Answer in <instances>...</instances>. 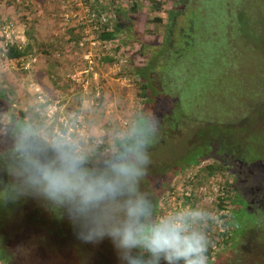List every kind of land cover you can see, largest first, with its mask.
Wrapping results in <instances>:
<instances>
[{
	"label": "rangeland",
	"instance_id": "374dc122",
	"mask_svg": "<svg viewBox=\"0 0 264 264\" xmlns=\"http://www.w3.org/2000/svg\"><path fill=\"white\" fill-rule=\"evenodd\" d=\"M121 1L125 0H0V26L5 20L12 24V33L8 37L0 32V90L10 102L8 111L0 116V124L5 131L10 129L19 114L23 113L24 119L46 140L50 138L52 132L57 136L70 133L67 131L69 126L72 129L69 137L75 140V129L84 125L83 137L86 138L87 134H91L95 129L99 134L96 136L91 134L89 135L91 137L86 138L85 151L92 150L94 141L99 139L109 148L108 151L115 149L113 142L115 134L120 136L128 134L133 125L132 121L139 115L141 89L139 80L132 74V66L139 64V59L133 57L129 65L122 56L114 54L113 58L117 61L106 63L102 57L112 55V52L106 43L94 42L97 38L92 24L87 22L85 10L101 13L107 21V15L112 12L111 3ZM137 1L141 13L130 15L131 19H135L136 29L143 32L145 38L152 39L155 35L158 39L161 34L160 24L150 20L154 17H163L164 10L172 7L174 0H157L159 5L157 10L152 8L150 0ZM201 1L176 0L173 6L182 11L192 4L196 9L201 8L202 12L207 6H211L210 13L205 15L211 17L220 14L219 11L213 10V5L200 7ZM224 3L225 1L221 0L219 9L223 8ZM233 3L235 2H230L231 5ZM212 4H216L217 8V2ZM243 4L244 0H239L237 5L242 10L246 9L241 30L247 33V42L239 43L235 37H230V33L233 36L234 28L224 29L227 37L225 41L205 42L202 38L198 41L202 47L208 45L222 48L221 44L225 42L229 44V47L225 48V53H222L224 58H221V62L226 64H217L214 69L220 83H215V90L209 91L206 98L202 99V103L190 111L191 122H185L175 135L166 138V142L158 145L157 149L147 151L151 162L146 166L144 175L148 183L146 184L144 178L140 177L139 191L153 203L154 197L157 196L156 193H152L153 188L156 192L165 190L167 184L174 188L173 193H167L166 197L156 201L157 217L169 214L170 211L172 213L173 207L177 210L190 207L188 204L180 203L182 202L180 196L183 193L182 180L192 174L197 176L193 178L197 183L194 189L198 196L194 208L211 211L213 201L220 194L214 180L218 183L221 179L219 176L215 179V173L212 176H205L203 166L210 161L214 162V157L209 154L191 167L192 169L187 168L178 173L175 172L177 162L180 158L185 159L188 154H195L187 153L192 147L190 143L196 144L199 141L194 140L189 131L205 125V119H209L214 125L232 122L233 113L238 108L239 110L242 108L246 113L244 104L248 105L247 109L255 104L259 106H255L256 110L246 116L243 112L240 113V117L243 116V123L237 121L236 134L227 136L231 144V149L229 148L231 152L228 149L227 152L235 161L233 168L240 169L242 182L238 180V188L246 194L250 191L260 195L257 206L264 210V203L260 201H264V0H250L249 3ZM97 25L100 23L95 27ZM207 27L211 29L209 32L216 34V30L211 28L212 23ZM71 28L80 36L75 37L76 39L67 45L68 39L64 32ZM149 28H153L154 31L151 33ZM221 31L223 32L222 29ZM5 40L28 41L30 45L28 55L19 58L18 61H8L3 52ZM134 40L136 47L130 46L131 50H135L139 43L138 39ZM48 43L51 44L47 45ZM213 61L214 59L211 60ZM187 66L189 68V65ZM206 66H211L210 61ZM57 69L61 71H56ZM82 70L84 73L81 74L79 81L67 77L73 71ZM209 72L211 75L215 73L211 70ZM153 98L157 101L153 106L155 110L159 101L157 97ZM259 100L262 103H259ZM164 109L165 106H162L158 110ZM50 110L53 112L52 119L47 117ZM86 125L89 126V131ZM100 129L105 134L100 135L101 132L98 131ZM75 142L78 145L75 147L78 153L81 142ZM49 143L52 144L53 140ZM212 147L215 149L217 144L212 143ZM85 151L84 158L88 156ZM241 156L246 164L240 162L239 159H243ZM257 159H261L262 165L254 168L250 166ZM239 164L243 167H239ZM228 176L230 179V175ZM165 201L170 204L165 205ZM258 216L259 219L256 217L249 225L247 224L244 233L242 230L234 232L235 237L239 235L234 245L231 241L219 245L216 250L223 252L224 256L212 264H264V214ZM19 221L13 225H6L5 228L11 243L9 249H5V252L11 253L10 264H121L109 239L97 243L82 242L77 238L76 230L70 221L60 225L58 230L57 227L46 230L44 228L46 224L39 228L38 221L34 224H27L23 219ZM23 230L24 236L18 238L19 245H13L17 234ZM228 232L231 233L232 229L230 228ZM211 262L209 259L208 264Z\"/></svg>",
	"mask_w": 264,
	"mask_h": 264
},
{
	"label": "trees",
	"instance_id": "16d2710c",
	"mask_svg": "<svg viewBox=\"0 0 264 264\" xmlns=\"http://www.w3.org/2000/svg\"><path fill=\"white\" fill-rule=\"evenodd\" d=\"M175 1L172 2V7L164 10L163 17H154L152 20L149 18L150 22L160 24L161 34L158 39L155 35L152 39L143 37V32L136 29L135 19L130 18L131 14L141 13L138 8L139 1L137 0L111 3L112 12L107 15L106 23L101 25L98 31H94L99 42L106 43L112 52V55L102 57L106 63L111 64L117 61L113 58L114 54H118V57L122 56L129 65L132 63L133 57L139 59V64L132 66V74L135 75V79L139 80L138 84L141 92L139 94V115L132 121L133 125L128 134L121 136L115 134L113 139L115 149L113 151H108L109 148L100 139L94 141L92 150L85 151L87 140L75 136V141L81 142L78 154L84 156L85 151L88 155L84 158L85 167L88 170H105L106 161L123 143L129 142L128 138L133 129L141 127L144 123V117L150 110H153V106L157 103L153 98L154 96L159 101L154 110L159 117V128L157 134L150 138V146L147 151L157 149L158 145L166 142V138L175 135L179 128L185 125V122H191L190 111L197 107L199 103H202V99L206 98L209 91L215 90V83H220L214 69L217 64H226L223 61L221 62V58H224L222 53H225V48L229 47L227 42L221 44L222 48L208 45L202 47L198 42L201 41V38L205 42L209 40L222 42L227 39L224 29L234 28L233 36L230 33V37H235L239 43L247 42L248 35L241 30L246 9L242 10L237 5L239 0H224L223 8L220 9L221 0L216 1L217 8L215 7L216 4H212L216 3L214 0L213 2L212 0H202L200 7L209 4L214 6L213 10L220 12V14L211 15V17L205 15L210 13L211 6H207L202 12L201 8L196 9L191 4L181 11L173 6ZM249 1L244 0V4L249 3ZM230 2L235 3L231 5ZM150 3L153 9H159L157 0H150ZM209 23H212L213 27L211 28L214 31L216 30V34L209 32L211 30L207 27ZM80 28L77 27L78 30ZM149 29L151 33L154 31L153 28ZM71 30L68 31L69 34L72 33ZM134 39H138L139 43L137 48H134L135 50H131L130 46L134 47L136 45ZM27 42L22 40L8 42L4 49L5 56L17 61L19 58L27 56L30 48ZM131 52L133 53L131 54ZM213 59L214 61L211 62ZM208 61L211 63L210 67L206 66ZM187 65H189V68ZM209 70L215 72L214 75H211ZM253 94L255 95L256 92H253ZM259 103H262V101L259 100ZM9 104L6 95L0 90V116L8 111ZM162 106H165V109L158 110ZM247 106L246 104L243 106L246 113L242 111V108L234 111L233 120L229 119L232 122L214 125L209 119H205V125L194 131H189L193 139L199 141L196 144L191 142L192 147L187 153L193 152L195 154H188L185 159L180 158L175 169V172L178 173L184 169L193 168L199 160L209 154L214 157V162L210 161L203 166L205 176H212L215 173V179L217 176L221 179L218 183L214 180L215 187L220 191V194L213 201L214 204L210 211L216 219L210 220L207 227V231L210 232L208 234L210 245L207 252L208 261L209 259L212 261L210 264L223 258V252L216 250L221 243L225 244L231 241L234 245L239 237V235L235 237L234 232L242 230V233H244L245 227L254 221V218L258 217L259 219L258 215L264 214V210L257 206L259 204L257 199L260 195L250 191L246 194L238 188L237 182L238 180L241 181L240 169L233 168L235 161L229 157L232 156L229 154L231 144L228 142L227 136L236 134L238 129L236 122L243 121V116L240 117V113L243 112L246 116V114L248 115L256 110L255 106L259 105L249 106L248 109ZM19 115L11 128L6 131L0 124V263L5 264H10L11 260V253L5 252V249H9L8 246L11 244L9 235L5 232L6 225H13V223L23 219V221L26 220L27 224H34L38 221L39 228H43L41 225L46 224L44 227L46 230L55 227L58 230L60 225H64L69 221L65 206L44 198L38 193L36 187L29 182L30 171L36 160L51 162L53 159L52 144L49 141L53 140L54 142L57 138H63L52 132L50 138L46 140L38 134L37 150H23L20 132L25 125L30 124L24 119L23 113ZM188 129L190 130V128ZM66 143L73 145L71 142ZM212 143L217 144L215 149L212 147ZM201 147H203L202 150ZM227 149L229 152H227ZM239 160H241V163L246 164L244 158ZM259 165H262L261 159L255 160L253 165L250 166L254 168L259 167ZM238 166L243 167L240 164ZM228 175L232 180L228 179ZM142 177L147 184L148 180L145 175ZM195 177L197 176L192 174V176L182 180L183 193L180 196L182 201L180 203L188 204L193 208L198 200L194 189L197 184L195 183L196 180L193 179ZM153 191L152 193L157 194L152 203L153 216L157 217L158 207L156 201L166 197L167 193H173L174 188L169 187L167 184L162 192H156L155 188H153ZM240 200L242 203H239ZM260 201L264 203L263 200ZM164 203L165 205L170 204L168 201ZM172 209V212L177 211L176 207ZM230 228L232 229L231 233L228 232ZM21 236H24V230L17 234V239L13 245H19L20 240L18 238Z\"/></svg>",
	"mask_w": 264,
	"mask_h": 264
},
{
	"label": "clouds",
	"instance_id": "9594fccd",
	"mask_svg": "<svg viewBox=\"0 0 264 264\" xmlns=\"http://www.w3.org/2000/svg\"><path fill=\"white\" fill-rule=\"evenodd\" d=\"M158 128L159 117L150 110L103 171L88 170L75 147L57 138L53 159L36 160L29 182L44 198L66 207L82 242L109 239L121 264H208L212 213L189 207L154 217L151 200L139 191V178L151 162L150 138ZM20 138L23 150H37L38 134L31 125L21 129Z\"/></svg>",
	"mask_w": 264,
	"mask_h": 264
},
{
	"label": "built area",
	"instance_id": "2783aa9c",
	"mask_svg": "<svg viewBox=\"0 0 264 264\" xmlns=\"http://www.w3.org/2000/svg\"><path fill=\"white\" fill-rule=\"evenodd\" d=\"M85 16L87 17V22L91 23L92 28L94 29V31H98L100 28V25H104L106 22L105 17L103 16V14H98V13H94V12H90L88 9L85 10ZM100 23V25H97L95 27L96 24ZM0 32H2L4 34L5 37H8V35H10L12 33V24L9 21H6L0 26ZM8 42H10V40H5L3 43V47L6 46V44H8ZM19 47V46H18ZM5 49V48H4ZM3 49V52L5 54V50ZM1 56H4L3 54H1ZM8 61H11L12 59L7 58ZM121 61V60H119ZM84 73V70L82 71H78V72H71L70 74L67 75L68 78H71L72 80H76L79 81L81 79V74ZM52 115L53 112L52 110H50L47 114L48 118L52 119ZM123 124H125V122H123ZM64 127V124H62ZM75 127L77 126V124L74 125ZM80 126V125H79ZM83 127L84 125L80 126L79 129H75L76 132V136L80 139H84L85 137H83ZM67 131L70 133L64 134V135H60L61 138L64 139L65 142H71L75 147H77V143L75 142V140H73L72 138L69 137V135L72 132V129L70 128V126L67 128ZM65 133V132H64Z\"/></svg>",
	"mask_w": 264,
	"mask_h": 264
},
{
	"label": "crops",
	"instance_id": "0c3cea01",
	"mask_svg": "<svg viewBox=\"0 0 264 264\" xmlns=\"http://www.w3.org/2000/svg\"><path fill=\"white\" fill-rule=\"evenodd\" d=\"M71 29H73V28H71ZM71 29H70V30H71ZM70 30H69V31H70ZM74 31H75V30H74ZM74 31L71 30L72 33H70V34H69V32H64L65 37H67V39H68L67 45L69 44V42H70L71 40L76 39L77 37L80 36V35H78V33L75 34L76 31H75V32H74ZM72 34H73L74 36H73ZM74 37H76V38H74ZM98 41H99V40L97 39V40H95L94 42H98ZM74 42H75V41H74ZM49 44H51V43H48L47 45H49ZM83 56H84V55H83ZM46 69H47V68H46ZM48 70H49V68H48ZM56 71H61V70H60V69H57ZM58 73H59V72H58ZM55 75H57L56 72H55ZM55 85H56V84H54V87L56 88ZM86 129L89 131V126L86 125ZM98 131L101 132L100 130H98ZM101 133H102V134H105V133H103V131H102ZM101 133H100V135H102ZM91 134H92L93 136L99 135V134H97L96 129H95V131L92 132ZM91 134H87L86 138H87V137H91V136H89V135H91ZM86 138H84V139H86Z\"/></svg>",
	"mask_w": 264,
	"mask_h": 264
},
{
	"label": "flooded vegetation",
	"instance_id": "af4514ba",
	"mask_svg": "<svg viewBox=\"0 0 264 264\" xmlns=\"http://www.w3.org/2000/svg\"><path fill=\"white\" fill-rule=\"evenodd\" d=\"M152 202V201H151Z\"/></svg>",
	"mask_w": 264,
	"mask_h": 264
}]
</instances>
